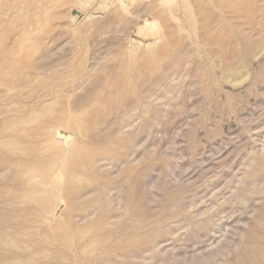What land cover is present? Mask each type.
I'll return each instance as SVG.
<instances>
[{
  "label": "rangeland",
  "instance_id": "rangeland-1",
  "mask_svg": "<svg viewBox=\"0 0 264 264\" xmlns=\"http://www.w3.org/2000/svg\"><path fill=\"white\" fill-rule=\"evenodd\" d=\"M223 1L0 0V161L5 160L3 153L6 152L7 156L14 157L13 167L20 168L22 174L5 170L6 165L1 167L4 168L0 174L4 176L6 171L8 177L5 176L0 186L5 188L0 200V231L12 234V239H15L14 232H20L18 238L21 235L23 240H30L25 244L34 254L20 259L21 242L16 241L11 246L16 254H13L14 263L18 259L17 264H26L24 259L30 258L27 264H68L67 258H57L50 247L56 242L59 248L67 250L72 264H122L124 259L138 263L141 260L140 264H150L152 259V264H179L197 260L199 254L200 258L206 254L226 256L215 264H263L264 182L260 185L262 192L252 181L264 172V45L258 44L259 41L264 44V0H239L250 4V12L244 11L243 6L235 11ZM147 3L151 8H146ZM207 7L215 9L214 13L207 11ZM226 7L231 10L227 12ZM246 34L252 38L250 43L245 40ZM177 48L186 51L182 60L186 58L177 62V68L175 63L174 68H169L166 63H173L171 51ZM47 49L50 51L46 54ZM159 50L165 57H161ZM39 57L41 69L32 71L29 65ZM146 63L151 65L148 67ZM175 68L178 71L172 70ZM164 72L168 73L166 77ZM153 76L162 79L157 82ZM152 77L156 78V85ZM102 78L110 82L105 83ZM95 91L106 94L102 101L107 102L105 105L96 99L99 94ZM115 93L120 94L118 99H123L118 100ZM143 94H146L144 98L150 96L149 102ZM81 95H85V103L80 101ZM138 95L142 105L145 101V110L134 104L135 108L125 113L133 104L131 97ZM76 96L82 104L72 100ZM96 108L105 111L97 128H80L73 117L87 116ZM55 112L72 117V123L55 126L62 134L47 135L40 119ZM127 140L135 144L136 151L132 154L135 167L115 165L109 152L96 162L97 167L100 164L98 169L95 165L92 168L91 151L100 147L121 149L122 142ZM38 141H43L44 152L41 157L30 158V150L40 144ZM57 149L63 155L50 157ZM122 151L125 154V149ZM43 154L45 163L41 167ZM48 159L55 169L65 164L66 176L74 180L72 186L92 184L96 178L107 179L109 190L105 191L111 203L100 204V196L105 194L97 193L86 204L70 206L63 186H56L48 188L56 197L45 204L44 217H27L30 193L42 199L51 197L42 183ZM74 161L79 163V168L68 170L67 164L71 166ZM16 177L25 184H18ZM65 204L68 211H63ZM178 209L180 214L176 212ZM200 210L202 216L197 212ZM20 211L29 225L16 230L14 223ZM165 212L171 221L162 220L165 217L161 214ZM204 219L209 222L211 219L210 230L196 228V222ZM60 221L67 222V231L74 236V241L56 239L59 231L50 227ZM157 221L165 229L161 239L164 244L154 247L159 248L157 252L153 248L145 250L144 254H149L146 257L143 253L142 257L127 255L126 251L131 250L129 242L146 237ZM2 222L5 223L1 225ZM168 223L172 226L170 230ZM175 224L177 229L180 226V232L176 229L178 235L172 230ZM181 224L187 225V229L181 228ZM193 225H197L195 229ZM181 235L184 244L179 241ZM185 236L198 242L193 245L187 240L188 245ZM233 239L241 242L240 246L229 250L226 245L234 244ZM198 243L203 244L202 248ZM40 245L43 247L39 248ZM183 246L190 250L187 252ZM173 252L179 254L174 260ZM121 254L124 259L120 258ZM82 255L85 256L80 258ZM127 260L123 263L128 264Z\"/></svg>",
  "mask_w": 264,
  "mask_h": 264
},
{
  "label": "bare ground",
  "instance_id": "bare-ground-1",
  "mask_svg": "<svg viewBox=\"0 0 264 264\" xmlns=\"http://www.w3.org/2000/svg\"><path fill=\"white\" fill-rule=\"evenodd\" d=\"M226 2H228L231 6H233L231 9H235V11L236 10H241L242 8H240V6L242 7H244V11H249L250 9H251V6H250V4L248 3V4H245V2H239V0H225ZM225 1H223L224 3H225ZM248 1V0H247ZM250 1V0H249ZM248 1V2H249ZM156 3H157V1H156ZM223 3V4H224ZM208 4V3H207ZM146 5H148V7H146V8H151V6H149V5H151V4H146ZM155 5H157V4H155ZM154 5V6H155ZM227 4L225 3V6H226ZM158 6V5H157ZM206 6V5H205ZM208 6H209V4H208ZM142 7H145V6H142ZM210 7V6H209ZM209 7H207V11H212V10H209ZM204 8H206V7H204ZM229 8V7H228ZM227 7L225 8L226 9V11L227 12H229L230 10L228 9ZM142 9V8H141ZM229 11H228V10ZM158 10V9H157ZM215 10V9H214ZM214 10L212 11V13H214ZM205 12L206 14H211L210 12L208 13V12ZM243 11V12H244ZM233 12V11H232ZM240 12V11H239ZM239 12H237V14L239 13ZM250 12V11H249ZM204 13V12H203ZM236 13V12H235ZM216 14V13H215ZM240 14V13H239ZM238 14V15H239ZM244 14V13H243ZM246 14V13H245ZM248 16H249V14H247ZM246 15V17H248ZM252 15H251V13H250V17H251ZM107 18V17H106ZM108 19H111V17H109L108 16ZM251 19V18H250ZM248 20V19H247ZM111 21H112V19H111ZM122 21V20H121ZM90 22H92V21H90ZM98 21H96V23H97ZM102 22H104V19L102 20ZM106 22V21H105ZM123 22V21H122ZM89 23V22H88ZM96 23H94V27H95V24ZM99 23V22H98ZM121 23V22H120ZM153 23V22H152ZM115 24H117V22L115 23ZM208 24H210V23H208ZM123 25V24H122ZM92 26V25H91ZM90 26V27H91ZM103 26V25H102ZM117 26H119L118 24H117ZM121 26V25H120ZM93 27V26H92ZM111 27H113V26H111ZM87 28V27H86ZM96 29H98V27H95ZM104 28H106V26H104L103 28H101V29H104ZM219 28H220V26H219ZM88 29H89V27H88ZM107 29H109L108 28V26H107ZM113 29V28H112ZM224 29V28H223ZM116 30V29H115ZM219 30V29H218ZM98 30H96V32H97ZM99 31H100V29H99ZM109 32H110V30H108ZM95 32V31H94ZM218 32V31H217ZM100 33V32H99ZM96 34H98V33H96ZM204 34V33H203ZM206 34V33H205ZM208 34V33H207ZM206 34V35H207ZM264 34V33H263ZM215 35V33H213V36ZM216 37H217V35H215ZM220 36V35H219ZM244 36V35H243ZM252 36V35H251ZM221 37V36H220ZM244 37H246L245 38V40H247V42L248 43H250L251 41H252V38H250V36L249 35H245ZM53 38V37H52ZM223 38V37H222ZM213 39V38H212ZM215 40V39H214ZM216 40H217V38H216ZM219 40V39H218ZM226 40H227V38H226ZM260 40H263V39H260ZM254 41H256V40H254ZM217 42V41H216ZM222 42V41H221ZM260 42V41H259ZM258 42V44H259V46H261V45H264V44H262V43H259ZM262 42V41H261ZM264 42V41H263ZM218 43H219V41H218ZM255 44V43H254ZM248 45V44H247ZM252 46V45H251ZM254 46V45H253ZM166 47H167V45H166ZM247 47H249L250 49H251V47L250 46H247ZM168 48V47H167ZM256 48V47H255ZM258 48V47H257ZM50 49V48H49ZM164 49V48H163ZM169 49V48H168ZM248 49V48H247ZM253 49V48H252ZM165 50V49H164ZM170 50V49H169ZM48 51H50V50H48L47 49V51H45L44 50V53H48ZM52 51H53V49H52ZM160 52H158V53H160L161 54V57L163 58V56L165 57V54L162 56V53H161V50H159ZM250 51V50H249ZM252 51V50H251ZM172 53H171V58L173 59V63H169L168 64V62L166 63V66L168 65H170L169 66V68H174V67H172V65L175 63V65H176V68H177V62L181 59L182 60V57H183V55H186L185 53H186V51L185 50H183V52H181V48L179 49V48H177V49H175V50H173V51H171ZM46 53V54H47ZM166 53V52H165ZM246 53H248V52H246ZM50 54V53H49ZM168 54V53H167ZM183 54V55H182ZM42 55H44V54H42ZM42 55H41V57H42ZM45 56H47V55H45ZM170 56V55H169ZM44 58V57H43ZM167 58V57H166ZM185 58L186 57H184V59L183 60H185ZM40 57H39V59L37 60H34L30 65H29V67H30V69L32 70V71H37V70H39V69H41V65H42V62L40 63ZM170 59V58H169ZM44 60V59H43ZM125 59H123V60H121V61H124ZM182 60V61H183ZM150 61V60H149ZM166 61V60H165ZM170 61H171V59H170ZM143 63V62H142ZM141 63V64H142ZM179 63H180V61H179ZM147 64V63H146ZM150 64V63H149ZM149 64H147V66L149 67ZM183 64V63H182ZM151 65V64H150ZM167 66V67H168ZM152 67V66H151ZM166 67V68H167ZM179 67H181L180 65H179ZM178 67V68H179ZM176 68H175V70L174 69H172L173 71H178V70H176ZM168 69V68H167ZM180 69V68H179ZM139 70V69H138ZM153 70H156L155 68L153 69ZM163 70H165V69H163ZM169 70V69H168ZM162 71V70H161ZM39 72V71H38ZM136 72H137V75H138V73H139V71H137V69H136ZM154 72V71H153ZM152 72V73H153ZM142 73V72H141ZM164 74H165V77H166V75L168 74V73H165L164 72ZM136 75V76H137ZM140 75V74H139ZM157 75H159V74H157ZM162 75H163V72H162ZM103 77V76H102ZM139 77V76H138ZM142 77V76H141ZM153 77H156V76H153ZM152 77V83H154L153 85H156L157 83L155 82V80H156V78H153ZM159 77H161L160 75H159ZM164 77V76H163ZM164 77V78H165ZM103 78H105V76L103 77ZM102 78V79H103ZM136 78V77H135ZM150 78V77H149ZM10 79V78H9ZM9 79H7L6 81H9ZM89 79H90V76H89ZM101 79V80H102ZM141 79V78H140ZM143 79V78H142ZM145 79V78H144ZM148 79V78H147ZM159 79H162V78H157V82L159 81ZM106 80V79H105ZM104 79H103V82L105 81ZM108 80H111V77H110V79H108ZM107 80V81H108ZM149 80V79H148ZM154 80V81H153ZM107 81H105V83L107 82ZM145 81V80H144ZM102 82V81H101ZM108 82H110V81H108ZM127 82V81H126ZM142 83H144V82H142ZM99 84H102V83H100L99 82ZM141 84V83H140ZM10 85H12V83L10 82ZM69 85V84H68ZM149 85H150V83H149ZM74 86V85H73ZM136 87V86H135ZM132 88V87H131ZM133 89H134V87H133ZM138 89V88H137ZM134 91H135V89H134ZM133 91V92H134ZM108 92V91H107ZM106 92V93H107ZM138 92H140L139 91V89H138ZM100 93V92H99ZM99 93H96V91H95V94L97 95V94H99ZM141 93V92H140ZM36 94L37 93H34L33 94V96H36ZM94 94V93H93ZM115 94H117V93H115ZM139 94V93H138ZM147 94V93H146ZM145 94V95H146ZM89 94H87V96H88ZM106 95V94H105ZM105 95H101V94H99V95H97V96H95L96 97V99L101 103V104H103V102L102 101H104L105 99ZM144 94H143V98H144V96H145ZM85 96V95H84ZM83 96V97H84ZM90 96V95H89ZM92 96H94V95H92ZM116 96V95H115ZM120 96V94L118 95L117 94V96H116V98L117 97H119ZM132 96V95H131ZM139 96L140 95H138V96H136V98L133 96V98L131 97V101L133 102V107H132V105H131V107H128V108H126L124 111H125V113H126V110L127 109H129V108H135V106H134V104L135 105H137L136 106V108L139 106H142L141 108H143L144 107V110H145V106H144V103H145V101H146V98L148 99L147 101L149 102V98L148 97H150L149 95H148V97L146 96L144 99H145V101H144V99H143V105H142V100L140 101V99H139ZM77 98H72V100L74 99L75 100V102L77 103L79 100H78V96H76ZM81 97H82V95H81ZM83 97H82V99H83ZM62 98V97H61ZM92 98V97H91ZM122 97H120V99H121ZM63 99V98H62ZM95 99V98H94ZM104 99V100H103ZM112 99V101H113V98H111ZM118 99V98H117ZM120 99H118V100H120ZM123 99V98H122ZM73 100V101H74ZM63 102L65 101L64 99L62 100ZM71 101V100H70ZM80 101H84V103L86 102V99L84 100H80ZM80 101H79V103H80ZM88 101V100H87ZM111 101V102H112ZM66 102V101H65ZM72 102V101H71ZM70 102V103H71ZM75 102H74V104H75ZM82 102L80 103V104H82ZM91 102H92V99H91ZM109 102V101H108ZM67 103V102H66ZM73 103V102H72ZM83 103V104H84ZM105 103V102H104ZM107 103V102H106ZM105 103V104H106ZM105 104H103V105H105ZM139 104V105H138ZM147 104V103H146ZM102 105V106H103ZM97 107H99V106H97ZM90 108V107H89ZM147 108V107H146ZM61 110L63 109V108H60ZM94 109V108H93ZM97 109V108H96ZM107 109H109V106H108V108ZM132 109V110H133ZM65 109H63L62 111L64 112V113H66L65 111H64ZM102 110V111H101ZM97 109L96 111H91V113H89L87 116L85 115V116H76V117H73V119H76V120H78V125H79V127L80 128H83L84 126H90L89 128H91V127H96V125L98 126V123H99V121H101L102 119H103V111H104V109ZM106 110V109H105ZM123 111V110H122ZM129 111V110H128ZM87 112H89V111H87ZM100 112H101V114H100ZM105 112V111H104ZM108 112V111H107ZM106 112V114L108 115V113ZM130 112H131V110H130ZM58 113V114H57ZM55 112V113H50V114H48V116H46L47 118L46 119H40V123L42 124H44L43 126H42V128L45 130V132H46V134L47 135H49V133H52V135L54 134V132L56 133V134H62V130H60V129H56V127L55 126H57V125H61L62 123H64V122H67L68 124H71L72 123V117L69 119V118H67V117H65V115H64V113H59V112ZM105 114V115H106ZM66 116H68V115H66ZM153 116H154V114H153ZM152 116V117H153ZM104 118H107V116H105ZM150 119H152L153 120V118H151V116H150ZM105 122H106V119H105ZM55 128V129H54ZM93 128V129H94ZM97 128V127H96ZM95 128V129H96ZM54 129V130H53ZM92 129V128H91ZM92 129V130H93ZM146 128L144 127V130H145ZM145 131H147V130H145ZM40 134V133H39ZM41 135H43V134H41ZM36 137V136H35ZM53 137V136H52ZM44 140V139H43ZM36 141H37V138H36ZM128 142H122V148L121 149H119V148H109V147H100V149H98L97 148V150H94V151H91V153H90V155H91V158L94 160L93 161V165H92V168H93V166L96 164V162L98 163V162H100L99 160V158L104 154V155H108L109 154V152L111 153V157H110V159L113 161V162H115V165H121V164H128V167H130V168H133V167H135V165H134V159L132 158L133 156H132V154H134V152L136 151V149H134V145L132 144V142H129V140H127ZM43 142V141H42ZM42 142L40 141H38V143H40V144H38L36 147H33L31 150H30V155H31V157L30 158H34V157H36V156H40L41 157V155H42V153L44 152V145H41L42 144ZM1 145V144H0ZM130 147H129V146ZM126 147V148H125ZM58 148V147H57ZM122 149H125V154H124V151H122ZM61 150V149H60ZM93 150V149H92ZM135 150V151H134ZM3 151V150H2ZM52 154H50V157H52V155L54 154L55 156H59L60 154H62L63 155V153L61 152V151H59L58 149L55 151V152H51ZM3 155L5 156V160H2V161H0V173H1V169H3V168H1L2 166H4V165H6V168H5V170L6 169H8L10 172H13V171H11V169L12 170H15V173H16V175H18V174H21V170H20V168H14L13 167V165H15V161H14V157H12L11 155H9V156H7L8 154L6 153V152H4L3 153ZM2 155V156H3ZM44 154H43V158H42V162L40 161V164L41 163H45L44 161H43V159H44ZM47 157V156H46ZM10 158H13V160L12 161H10ZM105 157H103V159H104ZM108 158V157H107ZM107 158H105V159H107ZM59 159V158H58ZM102 159V158H101ZM46 162H48L47 164H46V166H45V168H43V172H45V175H44V177H43V179H42V183L44 184V186L46 187V192H50V194H51V197L50 198H46V196H44L45 198H41V197H39L38 195H36L35 193H30L29 195H28V197H29V200H30V202H31V204H30V208L28 209V211H27V217H35L36 219L37 218H40L41 219V217H44V212H45V210L47 209L46 208V205L45 204H50L49 202H51V198H53V197H56V194L55 193H53L52 191H50L49 189H51V187H56V186H63V191H64V193L67 195V198H68V205H74V204H77V203H81V204H86V203H88L89 201H90V199L92 198V196H94L95 194H97V193H101V194H105V197H101L100 196V199H99V202H100V204H110L111 202L108 200L109 199V196H108V194L106 193V191L105 190H109V189H106L107 188V183H108V181H107V179H106V181H101V179H99L98 180V178H96V179H93L91 182H92V184H87V183H85V185H83V186H72L71 185V183H73L74 182V180L73 179H71V178H69V176L70 175H67L66 176V170L65 169H63V167H64V165L65 164H63L61 167H58V168H56L55 169V167L53 166V163H52V161H51V159H48ZM36 165H37V163H36ZM99 165L100 164H98V167L96 166V168L98 169L99 168ZM41 167H43V165L41 164L40 165ZM79 166V163H77L76 161H74V162H72V164H71V166L70 165H68L67 164V167H68V170L70 169V167H73V169H76L77 167ZM81 166H83V165H81ZM80 166V167H81ZM76 167V168H75ZM79 168V167H78ZM96 168H95V171H96ZM257 168L259 169V167L257 166ZM24 169V168H23ZM23 169H22V172H23ZM29 169V168H28ZM256 169V168H255ZM258 169L257 170H255V171H257L258 172ZM31 171H32V169H30ZM125 170V169H124ZM172 171H174V169H171V172ZM68 172H70V171H68ZM5 174H4V176L3 175H1L0 174V186L2 185V180H4V178H5V176H7L8 174H6V171L4 172ZM8 173V172H7ZM92 174H93V172H92ZM253 174H256V172L255 173H253ZM22 175V174H21ZM252 175V174H251ZM8 177V176H7ZM101 177V176H100ZM17 178V180H16V182L18 183V184H22V185H24L25 184V182H23V180L21 179V178H18V177H16ZM103 178V177H102ZM253 178V176H251V179ZM250 179V180H251ZM91 180V179H90ZM89 180V181H90ZM112 180V178H110V181ZM262 182H264V172L260 175V176H258V179H256L255 178V180L254 181H252V183H257L256 184V187L258 188V190L260 189V190H262V192H263V187L262 186H260L261 185V183ZM27 183H29V182H27ZM86 184H87V186H86ZM263 184V183H262ZM89 185V186H88ZM264 186V185H263ZM262 187V188H261ZM49 188V189H48ZM115 189L117 188L116 186L114 187ZM5 189V188H4ZM3 187H0V200L2 199V193H3ZM26 189V188H25ZM117 189H119V187L117 188ZM8 190V189H7ZM6 190V191H7ZM111 191H112V188L110 189ZM105 191V192H104ZM6 194V193H5ZM110 194V193H109ZM10 196V195H9ZM111 198V197H110ZM10 199H12V196H11V198ZM243 199H245V198H243ZM3 200V199H2ZM4 200H5V198H4ZM109 201V202H108ZM99 206V205H98ZM66 207H68V206H66V204H65V207L63 208V211H64V209L66 208ZM6 208V207H5ZM98 208V207H97ZM257 208V207H256ZM98 209H100V212H102V210H101V207L99 206V208ZM15 210V209H14ZM66 211H68V209H65ZM179 211V214H180V210L178 209L176 212H178ZM201 211L202 210H200V211H197V212H199L200 213V216H202L201 215ZM17 212V211H16ZM15 212V213H16ZM167 212V211H166ZM166 212L165 213H163V214H161L162 215V218H163V215L164 214H166ZM172 212H170V214H171ZM174 213H175V211H174ZM182 213V212H181ZM203 213V212H202ZM170 214H167V216L168 215H170ZM176 214V213H175ZM175 214H173V215H175ZM183 214H185V213H183ZM187 214V213H186ZM13 215V214H12ZM24 213L22 212V211H20L19 212V214H18V218L16 219V221H15V227H16V230L17 229H19V227H24L25 225H27V227H28V223L26 222V220L25 219H23V218H25L24 216ZM113 215V214H112ZM111 216V215H110ZM114 216V215H113ZM160 216V215H159ZM166 215H164V217H165ZM172 216V215H171ZM170 216V217H171ZM184 216V215H183ZM211 216V215H210ZM69 217L71 218V216L69 215ZM157 217V216H156ZM176 217V216H175ZM199 217V216H198ZM70 218L68 219V222L70 223L71 222V220H70ZM161 218V219H162ZM172 218H173V216H172ZM180 217H178V219H179ZM213 218H215V215H214V217ZM213 218H211V219H213ZM31 220H32V218H30ZM34 219V218H33ZM177 219V218H176ZM195 219V218H194ZM207 219V218H206ZM211 219H210V222L209 221H207V220H203V221H201L200 220V222H196V224L198 225V227H196V228H199V229H203V230H210V223H211ZM14 220V219H13ZM28 220V219H27ZM162 220H164V222L166 221V220H170L169 219V217H165L164 219H162ZM216 220V219H215ZM149 221V220H148ZM147 221V222H148ZM153 221H154V218H153ZM171 221V220H170ZM173 221H174V219H173ZM172 221V222H173ZM185 221V220H184ZM184 221H179V222H184ZM217 221V220H216ZM11 222V221H10ZM147 222H145L146 223V225H148L147 224ZM151 222H152V219H151ZM163 222V221H162ZM195 222V221H194ZM213 222V221H212ZM3 223H5V222H2V224L1 225H3ZM33 223V222H32ZM185 223V222H184ZM184 223H182V224H184ZM214 223V222H213ZM217 222H215V224H216ZM74 224V223H73ZM153 224V223H152ZM155 224V223H154ZM162 223L160 222V221H157V223H156V225H151V229H150V232H146V237H142L141 238V240H134V241H130L129 242V247H128V249L129 248H131V250L129 249V250H127L126 252H127V255H135V257H136V255L138 256L139 255V257L141 256L142 257V255H140V254H144V252H145V250L147 251V249L148 250H150V249H153L154 247H156L157 245L159 246V244L163 241V240H161L162 239V235H164L162 232H163V229H164V225H161ZM169 224V223H168ZM167 224V225H168ZM171 224H173V223H171ZM181 224V228L183 227H185L184 229H187V225L186 226H183ZM212 224V223H211ZM140 225H141V223H140ZM140 225L138 226V228L140 227ZM167 225H165V227L167 226ZM218 225V224H217ZM5 226V225H4ZM76 226V225H75ZM142 226H143V224H142ZM175 226H176V224H175ZM178 226V225H177ZM177 226H176V228L175 227H173L174 229H172V230H174L175 232H176V229H177ZM27 227H25V228H27ZM145 227V226H144ZM143 227V228H144ZM168 227V226H167ZM172 227V226H171ZM171 227H170V224H169V230L171 229ZM195 227H194V225H193V228L195 229ZM50 228H52V229H56V231H59V233L55 236L56 237V239H67L68 240V242H70V241H74V236L73 235H71L68 231H67V222H64V221H60V222H58V223H56V224H54L53 226H51ZM138 228H135V229H138ZM150 228V227H149ZM179 228H180V226L178 227V229H177V232H178V230H179ZM123 229H125V227L123 228ZM129 229H131V227L130 228H127V230H129ZM167 229V228H166ZM167 229V230H168ZM215 229H216V227H215ZM222 229H224V228H222ZM226 229V228H225ZM19 230H22V229H19ZM139 230V229H138ZM140 230H142L141 229V227H140ZM165 230V229H164ZM166 230V231H167ZM168 230V231H169ZM171 230V232L173 233V231ZM197 230V229H196ZM202 230V231H203ZM219 230V229H218ZM229 229H227V231H228ZM100 231V230H99ZM125 231V230H124ZM149 231V230H148ZM189 231H191V229L189 230ZM188 231V232H189ZM192 231H194V230H192ZM198 231V230H197ZM213 231V230H212ZM234 231V230H233ZM34 232V231H33ZM43 232V231H42ZM98 232V231H97ZM128 232V231H127ZM177 232H176V235H178L177 234ZM179 232H180V230H179ZM229 232V231H228ZM230 232H232V231H230ZM18 233H20V232H14V238L15 239H12L11 238V235L12 234H10V233H7L6 231H0V264H15L14 263V260H13V257L16 255L15 253H14V251L12 252V248H11V246L16 242V241H19V242H21V244H20V246H18L20 249V256H21V258H20V256H19V258L20 259H22V257L23 258H26V257H31L32 256V252L31 251H28L27 250V247H26V242L27 243H29V241L30 240H27V241H25V240H23L22 239V237H21V235H20V238H18ZM40 233V232H39ZM43 233H45V232H43ZM139 233V232H138ZM141 233V232H140ZM169 234H170V231L168 232ZM168 233H166V234H168ZM171 233V234H172ZM182 233H184V232H182ZM198 233V234H197ZM197 233H195V234H197V235H199V231L197 232ZM205 233V232H204ZM214 233V232H213ZM28 234V232L26 233V235ZM142 234H143V231H142ZM175 234V233H174ZM25 235V234H24ZM24 235H22V236H24ZM26 235H25V237H23V238H26ZM35 235H37V232H36V234ZM136 235V234H135ZM230 235V234H229ZM39 236H40V234H39ZM144 236H145V233H144ZM172 236V235H171ZM170 236V237H171ZM203 236H204V234H203ZM203 236H201V237H203ZM36 237V236H35ZM111 238H112V236H110ZM132 237H134V235L132 236ZM138 237V236H137ZM139 237H140V234H139ZM165 237V236H164ZM169 236L167 235V238H168ZM174 238H175V236H173ZM184 237V236H183ZM183 237H182V235H181V238H180V240L179 241H181L182 242V240H183ZM194 237V236H193ZM205 237H207L206 235H205ZM17 238V239H16ZM131 238V237H130ZM172 238V237H171ZM173 238V239H174ZM185 238H186V236H185ZM184 238V240L186 241V243H187V238L185 239ZM189 238V237H188ZM40 239V238H39ZM60 239V240H61ZM191 239V238H190ZM188 240V241H190L189 243H191L192 241L191 240ZM194 239V238H193ZM195 239H196V237H195ZM202 239V238H201ZM34 240H35V238H34ZM33 240V241H34ZM177 240V239H176ZM234 240V239H233ZM40 241V240H39ZM39 241H38V243H39ZM171 241V240H170ZM179 241H177L176 243H179ZM196 241H197V239H196ZM195 241V242H196ZM228 240H226V242H227ZM235 241V242H234ZM233 242H234V244H229L230 242L232 243V238H230V241H229V243H227V245H226V247H227V249H229V250H231L232 248L233 249H237L238 248V246H240V243L241 242H238V241H236V240H234ZM23 242V243H22ZM35 242V241H34ZM34 242H32L31 241V243H34ZM166 242H168V239L166 240ZM174 242V241H173ZM195 242H192L193 243V245H194V243ZM198 242V241H197ZM203 242V240H201V243ZM38 243H37V245H38ZM41 243V242H40ZM39 243V244H40ZM109 243H110V241H109ZM163 243V242H162ZM161 243V244H162ZM183 244H184V242H182ZM200 243V242H199ZM198 243V244H199ZM34 244H36V243H34ZM41 244H43V242L41 243ZM111 244V243H110ZM164 244V243H163ZM188 244V243H187ZM44 245H46V243L45 244H43V246ZM48 245H50V244H47V246ZM58 243H56V242H54L53 244H51V246L50 247H52V249L55 251V253H56V255H57V258H59V259H63V258H67V263L68 264H72V261L71 260H68V258H69V256H68V253H67V250L66 249H64V248H59L58 247ZM170 245V244H169ZM174 245H176V247H178V245L179 244H174ZM173 245V246H174ZM181 245V244H180ZM188 245H190V244H188ZM197 245V244H196ZM200 245V244H199ZM42 245H40V247L39 248H41V247H43ZM185 246V245H184ZM183 246V247H184ZM198 246V245H197ZM201 246V245H200ZM202 246H203V244H202ZM202 246H201V248H202ZM224 246V245H223ZM49 247V246H48ZM179 247H181V246H179ZM182 247V249H188V248H185V247H189V246H185L184 248ZM191 247V246H190ZM196 247V246H195ZM158 248V247H157ZM157 248H154L153 250L155 251V249H156V252H157ZM161 248H162V246H161ZM191 248H193L194 249V246L193 247H191ZM51 249V248H50ZM51 249V250H52ZM159 249V248H158ZM176 249V248H175ZM177 249H181V248H177ZM176 249V250H177ZM181 249V250H182ZM217 249H218V247H217ZM232 249V250H233ZM14 250V249H13ZM52 250V251H53ZM185 250V251H186ZM188 250H190V249H188ZM188 250H187V252H188ZM195 250V249H194ZM219 250V249H218ZM229 250H228V252H229ZM79 251H81V250H79ZM107 251V250H106ZM106 251H104V252H106ZM152 252V253H156V252ZM163 251H166V250H164V248H163ZM173 251V250H172ZM184 251V250H183ZM223 251V250H222ZM236 251V250H235ZM16 252V251H15ZM19 252V251H18ZM29 252H30V254L31 255H28L29 254ZM148 252V251H147ZM145 253L144 254V257H146V256H148L149 254L148 253ZM167 252V251H166ZM165 252V253H166ZM174 252H175V250H174ZM173 252V254H176V253H174ZM192 252V251H191ZM194 252V251H193ZM196 252V251H195ZM47 252H45V254H46ZM216 253V252H215ZM218 253H220V252H217V254ZM13 254H15L14 256H13ZM18 254V253H17ZM148 254V255H147ZM159 254V253H158ZM216 254V255H217ZM222 255L224 254V252H222L221 253ZM34 255V254H33ZM51 255H53V254H51ZM71 255V254H70ZM87 255H88V253H87ZM122 255V254H121ZM124 255H125V253H124ZM151 255V254H150ZM179 254H176V256H172V257H174L173 258V260L175 259V257L177 258V256H178ZM200 256H198L199 258L201 257V254H199ZM45 256V255H44ZM85 256V255H84ZM83 255L80 257V258H82V257H84ZM95 256V255H94ZM154 256V255H153ZM161 256V257H160ZM160 256L158 257V259L159 260H161L162 259V255L160 254ZM168 256V255H167ZM170 256V255H169ZM206 257L205 258H198L197 260H193V259H191L190 261H188L187 263H186V261H181L179 264H215V263H220V262H222L223 260H224V258L226 257V256H223V257H218V256H210V257H208V254H206L205 255ZM220 256V255H219ZM243 256V255H242ZM72 257V256H71ZM92 257H93V255H92ZM119 257H120V255H119ZM135 257H132L131 259L133 260V258H135ZM151 257V256H150ZM191 257V256H190ZM202 257H203V255H202ZM244 257V256H243ZM18 257L16 256V259H17ZM54 258H56V257H54ZM120 258H123L124 259V256L122 255V257H120ZM179 258H180V256H179ZM228 258V257H227ZM30 259V258H29ZM29 259H24V261H26V264L28 263L27 262V260H29ZM72 259V258H71ZM101 259V257L99 258V260ZM130 259V260H131ZM181 259H183V258H181ZM80 260V259H79ZM102 260V259H101ZM100 260V261H101ZM111 260V259H110ZM113 260V259H112ZM118 260H120V259H118ZM117 260V261H118ZM124 260H127V259H124ZM124 260H120L121 262H122V264H124L123 263V261ZM131 260V261H132ZM136 259H134L133 261H135ZM143 260H144V258H143ZM155 260H156V258H155ZM19 260L17 259V263H19L18 262ZM60 261V260H59ZM100 261H99V263H100ZM102 261H104V260H102ZM137 261V260H136ZM135 261V262H136ZM164 261H165V259H164ZM163 260H162V262H164ZM230 261V260H229ZM42 262V261H41ZM79 262V261H78ZM80 262H82V261H80ZM87 262V261H86ZM116 262V261H115ZM127 262H128V260H127ZM130 262V261H129ZM129 262H128V264H129ZM135 262H130V263H135ZM140 262H141V260H139V263H138V261H137V263L138 264H140ZM152 262H153V259H152ZM152 262L150 263V264H152ZM166 262H167V259H166ZM16 263V264H17ZM20 263H21V261H20ZM56 263H58V260H57V262ZM98 263V262H97ZM117 263H119V261L117 262ZM143 264H144V262H142ZM34 264V263H33ZM40 264V263H39ZM78 264V263H77ZM80 264V263H79ZM82 264V263H81ZM88 264V263H87ZM100 264H103V262L102 263H100ZM116 264V263H115ZM125 264H127V263H125ZM148 264V263H147ZM154 264H159L158 262L156 263H154ZM257 264H260V263H257ZM263 264H264V262H263Z\"/></svg>",
  "mask_w": 264,
  "mask_h": 264
}]
</instances>
